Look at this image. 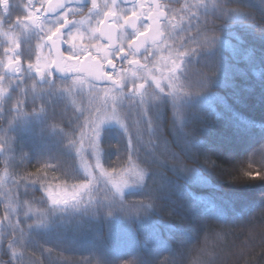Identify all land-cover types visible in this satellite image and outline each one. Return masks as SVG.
Segmentation results:
<instances>
[{
  "label": "trees",
  "instance_id": "obj_1",
  "mask_svg": "<svg viewBox=\"0 0 264 264\" xmlns=\"http://www.w3.org/2000/svg\"><path fill=\"white\" fill-rule=\"evenodd\" d=\"M204 1L202 42L188 44L190 67L168 91L170 106L184 100V118L170 107L143 126L140 143L116 128L100 139L104 168L140 167L144 183L123 199L105 198L96 173L91 196L50 205L63 213L50 227L18 215L25 251L0 199V237L11 245L2 246L0 264H264V0ZM199 92L210 99L188 98ZM63 101L44 102L40 123H16L9 143L0 137L8 148L0 149V173L35 183L15 195L22 207H47L40 185L83 180L69 142L76 115ZM0 118L5 135L10 124Z\"/></svg>",
  "mask_w": 264,
  "mask_h": 264
},
{
  "label": "snow or ice",
  "instance_id": "obj_2",
  "mask_svg": "<svg viewBox=\"0 0 264 264\" xmlns=\"http://www.w3.org/2000/svg\"><path fill=\"white\" fill-rule=\"evenodd\" d=\"M71 2L72 0H57V3L53 5L52 0H40V9H35V6L31 3L25 6L27 15L23 19L17 17L15 25L9 24V31L12 34L9 36V31L3 33L5 36H9L10 43V46L5 48L7 59L4 67L6 71L22 79L19 29L21 26L25 29L36 27L44 33V37L38 44L39 51L35 56V63L30 61L27 65L29 70L34 69L40 77L51 74L55 70L61 73H71L74 74V82L76 83H83L86 74L91 80L110 81L114 85L123 88L125 86L123 82L125 80L124 73L127 70L122 68L118 75H114L116 70L114 57L127 60L129 65L148 70L151 75V70L148 69L147 64H141L138 59H128V57H136L141 49L147 52L149 43L155 46L158 41L162 42L166 36V32L163 30L167 26L164 23L165 21L171 24L172 28L177 27L176 24L171 23L172 20H175L174 13L166 12V6L159 2H155L153 6L146 8L143 0H138L137 5L124 12H118L116 10L119 7L117 0H111V6L105 4L104 8L100 7L97 0H91V7H86L89 14L86 29V20L69 19L70 16L83 15V8H73ZM0 3L7 11L9 0H0ZM61 9L63 11H58ZM41 10L44 11L45 16L51 13H56V15L45 24L38 15ZM93 17H96L95 25L91 24ZM141 21H143V27L138 26V22ZM69 25L72 26V30L66 32L65 29ZM2 26L3 18H0V27ZM13 28L17 31H13ZM129 28L132 29L131 33L127 32ZM122 37H126V39H122ZM85 39L94 40L95 43H85ZM64 44L68 46L67 51L61 52V47ZM45 47L48 48L47 57L42 55ZM53 52L55 53L54 57ZM171 63L173 66L172 71L179 69L181 66L176 60H172ZM131 74L133 77L137 75L135 71ZM4 79V76L0 75V84L3 83ZM151 79L155 82L157 89L164 91L161 86V78L151 76ZM148 82V79L141 77L139 84L133 81L132 88L137 91L144 90ZM6 91V89L0 88V98L3 97V93ZM17 106L19 107V105ZM102 123L103 119L98 118L94 132L96 140L100 138V125ZM93 147H95V144H93ZM95 166L101 169L103 175L111 179L116 191L121 194L123 189L132 182L133 177L137 180H143L144 178L142 171L131 167L119 174V180L112 179L117 175V169L113 168L111 172L105 171L99 163V157H97ZM249 175L252 174L249 173ZM91 183V181H85L79 185H74L71 192L62 186L59 187V190H56V186L46 184L45 191L53 205L67 206L69 203L75 205L80 202L81 194L90 190ZM36 223L40 224L43 221L38 219Z\"/></svg>",
  "mask_w": 264,
  "mask_h": 264
},
{
  "label": "flooded vegetation",
  "instance_id": "obj_3",
  "mask_svg": "<svg viewBox=\"0 0 264 264\" xmlns=\"http://www.w3.org/2000/svg\"><path fill=\"white\" fill-rule=\"evenodd\" d=\"M138 0H117L119 7L116 9L118 12H124L134 5H137ZM155 2H159L165 5L166 12H172L175 15V20H172V24H176V28H172L171 24L167 21L164 23L167 25L163 30L166 32V36L163 41H158L157 45H148V51L144 49L136 55V57H128V59H138L141 64H147L148 69L151 70V75L148 70L137 68L134 65H129L127 60H121L119 57H114L116 63V70L114 75H118L123 68L127 71L124 73L125 80L123 81L125 86L123 88L118 85H114L110 81L95 82L87 77L85 74L83 85V94L97 92L109 97H124L131 98L132 96H142L146 93H153L155 90H159L155 87V82L152 81L151 76L161 78V86L169 89L170 84L174 76L181 71V63L187 61V47L189 43L200 40L203 34L204 25V10L203 7L208 5L204 0H143L145 7L153 6ZM35 6V9H40V0H9L8 10H4V6L0 3V18H3V26L0 27V75L4 76V81L0 84V88L6 89L3 93V97L0 98V114L6 112H18L19 109L25 112L36 111L40 102H47L53 100L54 95L74 84V74L61 73L58 70L53 71L51 74H47L44 77H40L35 73L34 69L29 70L27 68L28 63L31 61L35 63V56L38 53V44L43 40L44 33L36 27L23 28L20 27V43L21 48L19 54L21 55L22 79L17 78L11 72L6 71L4 64L7 59L5 48L10 46L9 36L12 32L9 31V24L15 25L17 17L23 19L27 15L25 6ZM53 5L57 3V0H52ZM97 3L101 8H104L105 4L111 6V0H97ZM170 6V7H169ZM71 7L83 8V15L70 16L69 19H84L86 20L85 28L87 29V16L89 15L86 7H91V0H72ZM85 7V8H84ZM107 10V9H105ZM139 10V9H138ZM58 11H63L58 10ZM38 15L43 19L45 24L49 20L54 18L56 13H51L45 16L43 10ZM146 15V13H145ZM213 22L215 25V8L213 5ZM96 17H93L91 24L95 25ZM111 23V21H109ZM138 26L143 27V21L138 22ZM72 30V26L69 25L65 31ZM9 31V36H5L3 33ZM13 31H17L13 28ZM128 33L132 32V29H127ZM126 39V37H122ZM202 42V39H201ZM85 43H95V41H89L85 39ZM67 45L64 44L61 47V52L67 51ZM42 55L48 56V48L45 47ZM55 53L53 52V57ZM179 61L181 65L178 70L172 73L171 61ZM111 70V69H109ZM137 73L136 77L132 76V72ZM172 74V75H171ZM141 77L149 80L144 90H135L132 88V83L135 81L137 84L141 82ZM166 81V84H164ZM63 85V86H62ZM59 99V97H56ZM31 107L36 109H29L28 103ZM38 103V104H34ZM24 103V104H23ZM19 105V108L18 106ZM70 107V105H68ZM1 119V118H0Z\"/></svg>",
  "mask_w": 264,
  "mask_h": 264
},
{
  "label": "rangeland",
  "instance_id": "obj_4",
  "mask_svg": "<svg viewBox=\"0 0 264 264\" xmlns=\"http://www.w3.org/2000/svg\"><path fill=\"white\" fill-rule=\"evenodd\" d=\"M202 39V36L199 40V43ZM199 60H197L198 62ZM179 63V61L177 62ZM172 66V63L170 64ZM181 69L183 68V72L187 70L190 65L185 64V62L181 63ZM173 68V66H172ZM178 70V69H177ZM175 71H172L174 73ZM172 75V74H171ZM163 82V80H161ZM166 84V81H164ZM63 86V85H62ZM164 88V87H163ZM168 91H170L167 87H165L164 91L155 90L152 94L146 93L142 96H132L131 98H124V97H109L106 95L99 94L97 92H92L91 95L83 94V85L81 83H74L71 84L70 87H65L64 89H60L58 93L54 95V97H59L60 100H64L63 102L66 105H70L71 109L74 110L76 115V123H75V139L69 138V142L72 143L73 153L77 160V165L81 171V180L77 183H65L63 181L58 182H50L49 184L56 186V190H59V187L67 188L69 192L72 191L74 185H79L85 181H91L93 183L94 177L96 173L99 174L101 177L100 183L103 184L104 192L103 194L99 193V195L104 196L105 198L108 195L113 196V198L123 199L128 192L131 190L136 189L137 187L141 186L145 181V172L140 169V167H135L137 170L142 171L144 173L143 180H137V178L133 177L132 182H130L124 189L122 194L116 191L111 179L106 177L101 173V169L97 168L95 165L97 163V157H99V163L102 165L103 169L107 172H111V170H107L104 168L102 163V156H101V148H100V139L102 133L105 129L108 128H116L122 132L126 142L128 144L140 143L142 134L141 130L145 124L150 123L151 120H155L156 118H163L164 115H167V112L170 107V116L179 119H183L182 113L184 109H186L182 104V102H173V106L169 104V95ZM188 98H192V100H204L210 99V95L204 96L202 92L194 94V96H189ZM24 104V103H23ZM31 102L28 103L27 110L36 109V107H31ZM34 104H38L35 103ZM39 108L36 111L25 112L19 109L18 112H6L2 113V119L8 122L9 127L5 128V135L2 134L0 137L3 141L9 143V134L14 132L13 127H16V123L22 124V127L31 126L36 122L40 123L42 121V117L45 115L46 111L44 110V102H40L38 104ZM19 108V107H18ZM95 110L98 111L96 114ZM90 111V114H88ZM44 118V117H43ZM98 118L103 119V123L100 125V138L96 140L94 137L96 123L98 122ZM170 118V117H169ZM91 120V121H90ZM13 125V126H12ZM150 129L149 131H151ZM10 131V132H9ZM4 132V131H3ZM61 133V129L59 128L58 133ZM59 133V134H60ZM68 138V137H67ZM4 143V142H3ZM95 144V147H93ZM87 146V147H85ZM2 150H7L8 148L4 145L0 148ZM12 158V152H11ZM13 156L12 159H14ZM18 158V157H17ZM93 158V163H91L88 159ZM16 159V158H15ZM14 159V160H15ZM7 161V160H6ZM17 161V160H16ZM9 164V161H7ZM15 162V161H14ZM9 165H14L10 163ZM129 169V168H128ZM127 170V169H126ZM126 170L117 171V175L112 177V179L119 180L120 173ZM10 172L3 171L0 173V199L3 200V212H5L6 219L8 220V226L12 227L14 232L17 233V242L15 245L21 251L24 250L25 242L22 241L23 238V228L20 226V219L18 215H24L33 220V224L36 228H48L52 225L53 221L56 219L57 216L63 214L61 213L62 209L59 208V211L56 209H51V206L62 207L65 209L70 205H53L51 200L48 197L47 192L45 191V185H40L45 192L47 197V207L45 208H36V207H29L26 206L22 207V203L19 202L18 199L15 198V195L18 194V190H25L26 186L34 185V182H21L18 178H16L19 184L13 179V177L9 176ZM91 183V185H92ZM101 187V188H103ZM83 192L81 194V199L84 196ZM4 195V196H3ZM92 195L90 190V196ZM89 197V196H88ZM42 220L43 223H36L37 220ZM1 229H4L5 222L1 223ZM25 234L27 233V229L24 231ZM21 233V234H20ZM4 235L0 237V250H2V246L11 251V245L8 247L9 243L4 244ZM20 245V246H19Z\"/></svg>",
  "mask_w": 264,
  "mask_h": 264
},
{
  "label": "water",
  "instance_id": "obj_5",
  "mask_svg": "<svg viewBox=\"0 0 264 264\" xmlns=\"http://www.w3.org/2000/svg\"><path fill=\"white\" fill-rule=\"evenodd\" d=\"M94 81H95V82H99V83L102 82V81H96V80H94Z\"/></svg>",
  "mask_w": 264,
  "mask_h": 264
}]
</instances>
